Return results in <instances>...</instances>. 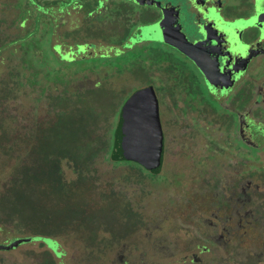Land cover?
<instances>
[{
	"label": "flooded vegetation",
	"instance_id": "flooded-vegetation-1",
	"mask_svg": "<svg viewBox=\"0 0 264 264\" xmlns=\"http://www.w3.org/2000/svg\"><path fill=\"white\" fill-rule=\"evenodd\" d=\"M58 1L62 9L67 4L68 10H86L85 4L79 0L74 3L73 0ZM88 3H93L88 13L89 20L96 19L93 23L108 14V18L94 25L106 31L104 54H111V49L122 44L117 41L126 36L123 45L138 41L135 45L153 47L151 50L147 47L150 55L147 52L140 62L143 74L149 79L134 93L152 87L157 98L164 143L162 167L155 173L138 163L129 162L135 164L133 168L139 173L146 170L160 175L168 165L170 141L174 150L179 151V156L192 148L187 159L195 161L194 164L173 172L189 173L190 180L180 187L159 179L154 185L162 193L167 191L159 189L160 183L166 187L173 186L171 188L178 192L177 196L175 192H167L169 200L164 207L172 204L177 209L174 213L181 214L188 210L186 205L191 204L194 197L199 201V214L192 218L163 216L154 223V228H146V235L141 236L137 232L145 224L143 210L135 211L137 208L132 207L127 199L123 201L122 197L116 196L123 201V213L116 222L107 221L109 227L106 229L110 232L97 240L95 223L99 217L83 211L81 216L80 208L74 206L71 208L76 212L65 217L67 210L63 207L55 235L28 232L18 238L17 243L12 241L14 236L1 238L0 264L12 263L9 258L12 252L4 255L3 251L18 249L25 240H30L26 245L28 248L36 244L32 238L48 241L38 244L52 254L51 264H72L71 260L69 263L65 260L67 252L62 239L69 228L75 235L81 230H95L93 239H85L82 234L85 243H91L87 248L88 258L84 260L87 264H94L96 255L102 258L97 264H264L261 256L256 260L255 251L249 250L247 244L254 239L251 230L256 229V224L264 223V191L261 185L251 181L244 186L239 182L240 187L235 183L225 185L223 179L217 180L220 173L209 174L206 171L212 163L220 166V158L224 156L228 160L232 156H242L248 165L237 169L236 177L255 175L256 161L261 160V152H264V0H90ZM102 12L105 14L98 17ZM59 13L63 16L64 11ZM115 28H123V33L115 34ZM145 36V41L140 40ZM155 44L167 50L153 46ZM185 45L187 53L178 48ZM93 46V53L102 56L99 54L102 49L97 44ZM152 68H157V74H150ZM134 93L114 106L115 112H119L116 116L120 128L124 107ZM206 149L210 154L204 153ZM172 165L178 167L177 163ZM257 169L264 176V168ZM192 183L197 184V189L193 190L197 195L191 192L185 195L187 188L194 187L190 185ZM211 192L214 194L210 195ZM210 207L211 211L208 210ZM255 209H258L261 219L255 217ZM87 218L95 227L84 226ZM4 224H0V231ZM167 224L172 238L160 231L166 230L164 225ZM153 230L164 234L154 235ZM180 232L185 235H181L183 239L176 238ZM50 245L57 246V249L50 248ZM242 250H247L246 254H242ZM261 254L264 255V251ZM106 257L109 258L105 260Z\"/></svg>",
	"mask_w": 264,
	"mask_h": 264
},
{
	"label": "trees",
	"instance_id": "trees-1",
	"mask_svg": "<svg viewBox=\"0 0 264 264\" xmlns=\"http://www.w3.org/2000/svg\"><path fill=\"white\" fill-rule=\"evenodd\" d=\"M59 3L58 0H48L43 4L39 0H18L17 5L24 12L33 10V14L29 18L28 12L20 21L17 18L14 26L18 23L19 32L14 36L8 35V28H3L8 21L0 19V151L4 153L1 157L7 161L11 156L16 158L11 166L12 180L8 183L12 188L7 191L4 188L0 192V210L6 218L4 222L19 226L26 223V210L29 209L33 220L37 219L36 224H39L45 216L41 195L49 191L66 199L64 208L67 216L71 217L69 213L76 211L68 201L72 197L69 189L86 183L98 160L135 167V164L124 158L121 149V128L116 116L119 112H115L116 104L113 102L116 96L111 98V108L106 110L105 107L94 109L88 98V95L103 90L98 84L92 85L89 75H121L125 72L124 63L114 64L108 58L121 55L135 45L133 42L123 45L126 36L117 41L122 44L111 49V54L91 55L93 45L97 43L87 42L88 39L94 35L104 40L106 33L102 28L94 27L101 20L93 23L96 19H88L92 8L86 9L76 31L64 32L66 37H72L71 32L82 35L84 43L73 38V43L69 44L65 36L61 38L63 34L59 22L62 16L59 12L70 15L72 10H68L67 4L63 9L60 8ZM31 19H35L36 23L33 28L26 21ZM46 26L52 38L49 43L50 54L45 58L41 40ZM97 45L104 49L103 45ZM87 60L92 63H85ZM77 63L80 66L75 69ZM136 63L139 62L131 66L134 67ZM106 97L102 96V101ZM20 98H27L35 104L31 114L34 125L31 127L13 125L23 121L22 113L11 109L13 100L18 101ZM42 109L46 111L48 119L41 122L38 115ZM15 135L16 139L23 142L24 148L12 142L7 145ZM65 164L77 175V180L71 184L65 179ZM52 215L57 216L56 212Z\"/></svg>",
	"mask_w": 264,
	"mask_h": 264
},
{
	"label": "rangeland",
	"instance_id": "rangeland-1",
	"mask_svg": "<svg viewBox=\"0 0 264 264\" xmlns=\"http://www.w3.org/2000/svg\"><path fill=\"white\" fill-rule=\"evenodd\" d=\"M78 1V0H77ZM85 1V2H84ZM90 0H79V2H82V4H85L84 8L87 9L89 8L92 4L88 3ZM46 2V0H39V3ZM73 3L75 0L72 1ZM18 0H0V19H6L8 21V24H5L3 28H8V35L14 36L19 32V29L17 28L16 24L17 18L20 21L23 15L28 14L29 12V18L30 15L33 14V10L30 12H24L21 8L17 5ZM117 4V3H114ZM120 4H122L120 2ZM96 6V4H95ZM123 6V5H122ZM121 6V7H122ZM117 7L118 11L120 10L119 6ZM100 8H103V5L100 6ZM133 9L132 7H130ZM138 9L137 7H135ZM126 9V8H123ZM71 10V9H70ZM88 10V9H87ZM77 10V11H71L70 15H67L66 13L63 14L62 20H60L59 24H61L60 32H62L61 38L63 37L66 33V31H76L78 26H80V19L76 17H79L82 19V17L85 15L86 10ZM127 12L130 10L127 9ZM122 12V10L120 11ZM119 12V13H120ZM114 13V12H113ZM105 13L102 12L101 15L98 17L103 16ZM116 14V13H115ZM131 15V14H129ZM73 16V17H72ZM108 18V14H105L102 17V20ZM101 20V19H99ZM101 20V21H102ZM29 25L31 26L30 28L35 27L36 23H34L35 19L31 20H26ZM50 21V20H48ZM44 24V23H43ZM48 24V23H47ZM111 24V23H110ZM109 24V25H110ZM73 27V28H72ZM76 27V28H75ZM21 28H24L23 26ZM42 28V27H41ZM123 28H115V34H121L123 33ZM25 30V29H24ZM44 32L42 33V40H41V46L44 49L45 52V58L47 55H49V43L51 44V34L49 33L47 26L46 28H43ZM65 32V33H64ZM85 32H83L84 34ZM71 36L66 37V41L70 44L73 43V38L77 42L79 41L80 43H84V41L81 40L83 38L82 35L80 34H73L71 32ZM85 37V36H84ZM142 41L146 40V36L143 39H140ZM87 42H92V43H97L99 45H106L107 42L106 40L103 39H98L96 36H92L91 39H88ZM114 42V41H112ZM138 41H134L133 44L135 45ZM141 42V41H140ZM153 46H158V45H153ZM150 48L152 46L148 45H135L129 50H125L121 55H113L110 56L108 59L110 61H113L114 64H123L125 66V72H123L121 75H102L100 77V74H90L89 78L91 80L92 85L94 86L95 84H98V87H103V90L99 93H102L101 96L98 95L99 93L96 94H90L88 95L89 97V102L90 105L94 109H104L106 110L107 108H110L109 105L112 104V97L110 95L115 94L116 97L114 98V101L116 105L123 103L127 95H131L132 93L135 92L137 88H140V86L144 85V83H147L148 77L146 78V75L143 74L142 68L140 66L141 59H144L146 56V53L150 55L149 50L147 51L145 48ZM164 50H167L166 48L162 46H158ZM153 48V47H152ZM66 51H69L68 48H66ZM104 53V49H102L99 54ZM106 53V51H105ZM91 55H93V52H91ZM138 61L139 63H136V65L133 67L131 66L132 63ZM85 63L90 64L92 63L91 60L85 61ZM79 64L77 63L75 65V69L79 68ZM85 66V64L83 65ZM135 75H132L134 74ZM160 75H162V70L160 69ZM150 74L155 75L157 74V68H152L150 71ZM108 94V95H107ZM102 96H107L103 101H102ZM102 101V102H100ZM33 101L28 100L27 98H20L18 101L13 100V105H12V110H17L22 113L23 121L21 123L17 122L13 124L15 127L19 128H24V127H31L34 125V119L31 116L32 109H33ZM39 120L42 122L45 119H48V115L45 110H39V115H38ZM164 119V115H163ZM103 125L104 122H101ZM165 128V124H163ZM22 132V130H21ZM12 142L13 145L19 144L22 145L24 148L23 142L21 140L16 139L13 137L7 145H9ZM204 151V150H203ZM179 151H175L173 146H172V141L169 142V147H168V156L166 159V162L168 165L164 166V172L160 175L156 174H151L147 172L146 170H141L139 173L137 169L133 168L132 166L124 165V164H114L113 162H109L103 159H100L96 162V164L93 166V171H91V176L90 179L86 181V183H82V185L78 187H74L69 189V195L71 194V199L70 203L74 207H79V211H83V213H89L91 216L99 219H97L95 226H96V234L95 237H97V240H100L101 237H103V234L110 232L108 231L109 223L116 222L118 218L121 217L123 213V207H122V202L127 199L129 203L131 204L132 207H135V211L138 210H143V218L145 224L143 225V229L141 231H138V233H141V236L146 235V228L148 227H153L154 228V223H157L159 218H170L172 216H176L177 218H192L195 215H198V207H199V201L198 199L196 200L194 197L191 198L192 203L186 205V210L185 212L181 214H176L174 211L177 209H174V205L168 204L166 207H164L167 204L168 199V193L171 192L174 194L176 189H172L170 185L161 184L159 189L164 188L167 192H160L156 188V180H164V182L172 183L176 187L183 186L188 180H190L191 176L189 173L186 172H178V173H173L175 170L180 171V169L184 166H189L191 167L195 161L191 159H187L188 154L192 153V148L191 150H188L185 154V152L182 153L183 156H179L177 153ZM254 152V150H253ZM204 153L210 154L209 150L206 149ZM198 154V151L197 153ZM4 155L3 152L0 151V192H3V189L6 188L7 191L8 189L12 188L8 186V183L11 182V177H12V169L11 166L16 162V158H11L7 160L3 159L1 156ZM193 157V156H191ZM221 161H219L220 166H216L213 163L209 166V168L206 170L208 171L209 174H217L220 175L217 177V180L223 179V183L225 185L227 184H232L235 183L238 187H240L239 182H243L242 185L246 184L248 181H251L252 184H257L261 185V190L264 191V176L262 174H259L258 168H264V152H261V160L256 161V174L251 175V176H246V177H236V171L237 169H244L246 167H243L242 165H248L247 161H244L242 156H232L230 160L226 156L223 158H220ZM173 164H178V167ZM176 167V168H175ZM65 179L66 182L71 184L77 180V175L75 172L65 164ZM221 169L226 170L225 172L222 173L220 171ZM140 170V169H139ZM93 174V175H92ZM210 178V177H208ZM211 179V178H210ZM209 179V180H210ZM154 182V183H153ZM158 184V183H157ZM194 186L193 188H187L185 195H189V193H193L197 195V193L194 190V188L197 189V184H190ZM214 185V184H213ZM73 186V185H72ZM45 189H47V186H44ZM51 189V186H49ZM174 188V187H173ZM71 190V191H70ZM163 190V189H162ZM240 190V188L238 189ZM237 190V191H238ZM122 192V193H121ZM214 192V191H213ZM213 192L210 193L214 194ZM170 193V195H171ZM178 192H175V196H177ZM3 195V194H2ZM1 195V196H2ZM122 197V200L118 197ZM42 199L41 205L44 207L45 211V216L42 217L41 221H39V224H36L37 219L33 220L32 216V211L29 209L26 210V220L25 224L16 225V224H10L8 222H4L6 218L4 217V213L0 210V224L3 222L5 223L4 226H2V229L0 231V239H4L5 237H13L12 241H18V238L28 234V232L32 233H49L52 235H55L58 231V218L61 217V210L63 207H65V201L66 199L60 198V195L56 196V194L51 193L50 191L47 193H44L41 195ZM31 192H30V197L31 199ZM32 201V200H31ZM141 202V203H134V202ZM33 202V201H32ZM39 202V201H38ZM133 202V203H132ZM60 203H64L61 205ZM134 204V205H133ZM254 206V205H253ZM40 207V205H39ZM255 207H251V209H254ZM209 211H211V207L208 208ZM64 211V210H63ZM34 212V211H33ZM56 212L57 216H54ZM258 209H255V217H260V213ZM86 216V214H84ZM133 217L132 215H128ZM208 216V215H207ZM254 216V215H253ZM67 217V215L65 216ZM50 219V221H47ZM258 219L257 221H260ZM66 222H69L70 220H65ZM108 221V222H107ZM263 221V220H262ZM84 226L86 225L87 227H95L91 224V221L87 218L84 220ZM257 223V222H255ZM153 224V225H151ZM41 225V226H40ZM170 225H164L166 228L163 230H160L164 233H168V237L172 238L171 233L169 234L168 232V227ZM161 227H163L161 225ZM163 227V228H164ZM101 228V230H100ZM107 228V229H106ZM263 229V230H262ZM94 229H90L89 232H78V235H75L74 232L72 231V228H69L65 230V235L63 239V244H64V249L67 252V257L65 260L67 263L69 261H72V264H87V262H84L86 258H88L86 255L88 253L87 248L89 247L88 244L91 243H85L84 239H82V234H84L85 239H93L94 237ZM192 231V228L189 230ZM68 232V233H67ZM154 235H162L164 233H159L158 231L153 230ZM253 233V241H250L248 244L249 250L255 251V258L260 259L259 257L261 256V259H264V255L261 254L262 251H264V223H261V225L256 224V229L251 230ZM67 233V234H66ZM251 234V233H250ZM100 235V236H99ZM183 232H180L179 235H176L178 237L176 238H182ZM79 236V237H78ZM191 236V235H190ZM183 239V238H182ZM105 240V239H104ZM16 241V243H17ZM30 240H25L23 241L24 243L20 245V247L17 249L14 248V250H8V251H3L2 254L8 255L10 254V261L12 262L11 264H39L40 262H44L42 264H49L48 261H50V264L52 262V254L46 250L45 247L40 246L38 243H41L43 240L42 238H32L31 241L35 242L36 244L30 245V247L26 248V245L29 244ZM27 242V243H26ZM46 243L48 241H45ZM89 242V241H88ZM103 246V245H102ZM26 248V249H25ZM50 248L52 249H57V246L55 245H50ZM103 249L105 248L104 246L102 247ZM39 251V252H38ZM242 254H246L247 250H242ZM25 252H27L25 254ZM37 252V253H36ZM102 252V251H101ZM261 254V255H260ZM59 257H62V255H58ZM95 260L94 264L99 263L102 258L99 256H94ZM25 258H28L29 261H27ZM30 258H33L32 261H30ZM109 257H106L105 260H107ZM211 259V258H209ZM241 259H244L243 257ZM40 261V262H39ZM58 262V261H56ZM258 263V262H257ZM260 264H263L261 262Z\"/></svg>",
	"mask_w": 264,
	"mask_h": 264
},
{
	"label": "water",
	"instance_id": "water-1",
	"mask_svg": "<svg viewBox=\"0 0 264 264\" xmlns=\"http://www.w3.org/2000/svg\"><path fill=\"white\" fill-rule=\"evenodd\" d=\"M178 48L187 53L186 45ZM163 146L158 102L153 88L137 91L124 107L121 126L124 158L157 173L162 167Z\"/></svg>",
	"mask_w": 264,
	"mask_h": 264
}]
</instances>
